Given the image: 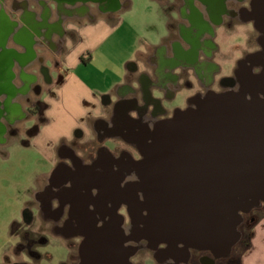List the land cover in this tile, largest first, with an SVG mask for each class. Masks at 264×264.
Listing matches in <instances>:
<instances>
[{"label": "flooded vegetation", "instance_id": "flooded-vegetation-1", "mask_svg": "<svg viewBox=\"0 0 264 264\" xmlns=\"http://www.w3.org/2000/svg\"><path fill=\"white\" fill-rule=\"evenodd\" d=\"M173 1L181 5L178 4L176 11H171L173 15L169 25L178 29L187 49L183 50L179 42H173L170 58L159 57L157 63L160 69L166 64L172 68L179 66L180 72L158 75L154 82L160 85L164 80H171L170 93L163 89L161 96L148 97V101L154 103L149 111L145 106H134V100L118 102L106 112L105 119L98 121L95 135L82 142L74 139L70 145H60L43 186L33 193L23 212L22 222H16L13 228L15 232L16 225H23L19 230V247L35 263L51 259L50 253H43L46 248L39 247L47 245L51 239V245L59 252L58 264H148V258L155 259L154 264H233V249L226 257H216L209 251L186 249L182 244L172 252L165 243L150 248L146 240H139L130 231L132 218L128 215L123 192L134 194L127 187L135 180L131 171L137 157H141L136 141L141 137L143 127L170 117L176 109L192 106L195 97L210 92L238 91L251 71L257 73L262 70L260 65L249 62L247 56L264 51V33L256 29L252 18L254 15L256 18L258 13L259 22L264 25V0H172L171 4ZM76 2L73 0L68 4ZM94 2L101 9L118 5V0ZM194 2L199 3L202 9H198ZM235 21L252 25L256 48L244 52L228 73L217 78L223 69L213 60L218 50L215 30L223 25L232 26ZM247 42L250 43L249 38ZM199 53L202 54L201 59L197 57ZM18 59L23 61L27 58L14 60ZM11 82L13 93L0 92V145L18 134V123L41 118L44 106L36 95L26 94L28 92ZM180 91L183 94L179 97ZM21 98L27 103L26 107ZM161 98L164 99L163 105ZM168 101L177 103L168 110L165 104ZM36 127L28 131L34 133ZM79 134L81 139L84 138L82 132ZM106 138L113 141V150L102 145ZM263 206L243 214L238 227L241 236L250 235V226L256 221L252 212Z\"/></svg>", "mask_w": 264, "mask_h": 264}, {"label": "water", "instance_id": "water-1", "mask_svg": "<svg viewBox=\"0 0 264 264\" xmlns=\"http://www.w3.org/2000/svg\"><path fill=\"white\" fill-rule=\"evenodd\" d=\"M258 17L254 25L264 33ZM15 58L11 50L0 54V69L10 74L0 77V92L13 93ZM247 60L262 70L251 71L240 90L195 97L143 127L127 187L134 194L123 192V200L130 231L148 247L165 243L173 252L182 244L226 257L240 241L243 214L264 205V51Z\"/></svg>", "mask_w": 264, "mask_h": 264}, {"label": "crops", "instance_id": "crops-1", "mask_svg": "<svg viewBox=\"0 0 264 264\" xmlns=\"http://www.w3.org/2000/svg\"><path fill=\"white\" fill-rule=\"evenodd\" d=\"M94 1L77 0L73 5H60L54 0H0V9L5 10L9 20L17 21L20 25L14 32H5L4 47L13 51L16 57L27 58L14 60L11 66L12 81L17 88L28 92L26 94L38 97L44 105L42 115L55 112L46 126L51 128L50 137L59 142L57 151L62 144L70 145L74 139L82 142L95 134L98 121L105 119L104 113L118 102L134 100V106H145L147 111L151 110L154 103L147 98L161 96L163 89L170 93L172 88L171 80H164L162 85L154 84L157 76L180 72L179 66L172 68L170 64L160 69L158 58H170L173 42H179L181 49H187L178 29L174 38L156 45L148 35L135 33L134 26L118 15L122 11L139 8L150 14L157 12L164 18L169 11H176L179 2L118 0L116 7L101 9ZM23 2L26 6H23ZM194 5L202 9L199 3L194 2ZM45 9L48 15L44 19L42 11ZM27 15L35 23H44L46 32L34 31ZM112 20L115 21L109 23ZM165 24L170 28V18L166 19ZM122 25H127L129 32L119 40L114 56L104 62L106 71L100 76L94 74L91 67L93 54L103 50L107 38ZM130 32L135 36L132 37ZM172 32L175 33L174 30ZM87 54L88 59L85 57ZM197 57L201 59L202 54L199 53ZM110 79L113 81L107 84ZM161 103L164 104L163 98ZM79 132L84 134V138L81 139ZM55 157L52 152L46 156L50 168L44 172L32 195L43 186ZM27 204L28 201H25L23 212ZM16 222H13V226ZM3 233L6 235V231ZM3 233L0 234L4 236L3 239L19 236L12 230L10 236L5 237ZM246 241L242 239L238 264H264V214L256 219ZM24 254L19 243L11 245L0 242V264H25Z\"/></svg>", "mask_w": 264, "mask_h": 264}, {"label": "rangeland", "instance_id": "rangeland-1", "mask_svg": "<svg viewBox=\"0 0 264 264\" xmlns=\"http://www.w3.org/2000/svg\"><path fill=\"white\" fill-rule=\"evenodd\" d=\"M23 6H26V3L23 2ZM166 10L169 11V8H166ZM42 14L45 19L48 15V10H43ZM118 15L122 19H125L128 24L130 22L134 26L135 33L137 32L141 35H148L151 41L156 45L167 43L168 40L176 36V27L174 26L169 28L165 24L167 18H172L173 12L169 11L168 16L166 17L165 14V16H163L164 18H162V16L157 12H152L150 14L148 11L135 8L122 11ZM27 20L34 31L43 33L46 32L44 23H35L32 21L30 15H27ZM114 21L112 20L109 23H113ZM249 24L250 23L240 24L235 21L232 26L223 25L216 28L215 43L218 46V50L215 52L213 60L223 69V73L217 75V78L225 73H228L234 66L236 60L244 52L251 51L256 48V44L253 41L255 32L252 30V27L249 29ZM19 27L20 25L17 21L9 20L5 10L0 9V54L5 50V32L8 30L14 32L19 29ZM173 30L175 33L172 32ZM126 32H129L127 25H122L118 31L107 38L103 44L104 49L93 54L91 67L94 74L100 76L106 71L104 62L107 58L114 56L115 51L118 49V42L126 36ZM118 33L119 36H116ZM130 34L132 37L135 36L134 33L130 32ZM248 38L250 39V43L247 42ZM28 41H30V39H28ZM85 57L88 59V54ZM9 75L8 70L0 69V77H9ZM191 79L193 81L195 80L193 76H191ZM105 81L106 80H104V82ZM112 81V79L107 80V84ZM182 94L183 91L178 92L179 97ZM21 102H23L24 107L27 106L24 98H21ZM175 103H172L171 101L166 102V108L170 110ZM54 114L55 112L51 111L44 113L41 118L37 117L30 119L28 122L18 123V134L8 138L6 144L0 145V234L6 231V235L3 233L5 237L10 236L11 230L14 231L13 222L15 220H17V224L22 222L24 202L29 201L32 198V191L37 188L38 183L44 176V172L50 168L51 164L47 159H45L46 156L50 155L51 152L53 155H56L57 145H59V142L55 138L50 137L51 128L46 126V123L50 122L51 116L54 117ZM104 114L106 117L107 113ZM35 125H37L35 132H29L28 130L34 128ZM94 133H96V131ZM102 145L113 150V141L109 138H106L105 141L102 142ZM33 210L34 208L32 207V211ZM262 214H264V206L259 210L252 212L255 219ZM252 226L253 225H251L250 228ZM15 228H17L15 232H18L19 234V230L23 228V225H21V227L16 225ZM248 232L250 233L251 230ZM242 237L243 236H241V238ZM3 238L4 236H0V239ZM20 238L21 236H10L0 242L15 245L16 243H19ZM243 238L245 241L247 240V233ZM51 242L52 241L50 239V242L47 245L44 244L45 246L41 245L39 247L46 248L43 253H50L53 256L52 261L48 259L42 260L41 263H35L24 254L26 262L29 264H58L57 258L59 257V252L55 246L51 245ZM241 251V243L236 244L233 247V264L239 263V254ZM147 262L148 264H154L155 259L148 258Z\"/></svg>", "mask_w": 264, "mask_h": 264}, {"label": "clouds", "instance_id": "clouds-1", "mask_svg": "<svg viewBox=\"0 0 264 264\" xmlns=\"http://www.w3.org/2000/svg\"><path fill=\"white\" fill-rule=\"evenodd\" d=\"M248 27H249V29H251L252 25L249 24ZM156 95H159V93H156ZM137 159H139V157H137Z\"/></svg>", "mask_w": 264, "mask_h": 264}]
</instances>
